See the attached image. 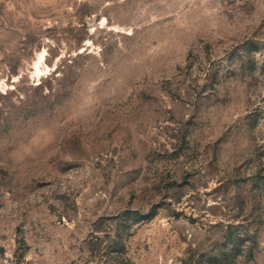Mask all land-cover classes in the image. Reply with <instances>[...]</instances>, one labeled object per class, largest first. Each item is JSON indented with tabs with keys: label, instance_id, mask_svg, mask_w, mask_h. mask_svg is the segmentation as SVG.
<instances>
[{
	"label": "rangeland",
	"instance_id": "rangeland-1",
	"mask_svg": "<svg viewBox=\"0 0 264 264\" xmlns=\"http://www.w3.org/2000/svg\"><path fill=\"white\" fill-rule=\"evenodd\" d=\"M0 264H264V0H0Z\"/></svg>",
	"mask_w": 264,
	"mask_h": 264
},
{
	"label": "trees",
	"instance_id": "trees-1",
	"mask_svg": "<svg viewBox=\"0 0 264 264\" xmlns=\"http://www.w3.org/2000/svg\"><path fill=\"white\" fill-rule=\"evenodd\" d=\"M230 243H232L231 248H229L228 252L226 253V259L233 257V260L235 257H237L241 251H245V245L243 243L237 242L234 238L230 240ZM248 253L250 252V256H253L254 254V248L253 247H247L246 250Z\"/></svg>",
	"mask_w": 264,
	"mask_h": 264
}]
</instances>
